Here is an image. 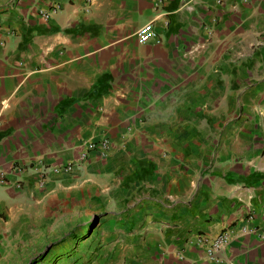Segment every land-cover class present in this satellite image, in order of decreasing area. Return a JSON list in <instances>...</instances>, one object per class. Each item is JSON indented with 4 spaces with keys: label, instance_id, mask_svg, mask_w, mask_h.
Wrapping results in <instances>:
<instances>
[{
    "label": "crops",
    "instance_id": "0c3cea01",
    "mask_svg": "<svg viewBox=\"0 0 264 264\" xmlns=\"http://www.w3.org/2000/svg\"><path fill=\"white\" fill-rule=\"evenodd\" d=\"M150 22L160 42L142 43ZM104 136L108 157L42 184L35 162ZM2 175L0 242L73 202L99 221L100 264H264V0H0ZM227 229L210 259L200 239Z\"/></svg>",
    "mask_w": 264,
    "mask_h": 264
},
{
    "label": "rangeland",
    "instance_id": "374dc122",
    "mask_svg": "<svg viewBox=\"0 0 264 264\" xmlns=\"http://www.w3.org/2000/svg\"><path fill=\"white\" fill-rule=\"evenodd\" d=\"M74 204L41 203L30 216L3 224L0 264H100L99 221Z\"/></svg>",
    "mask_w": 264,
    "mask_h": 264
},
{
    "label": "built area",
    "instance_id": "2783aa9c",
    "mask_svg": "<svg viewBox=\"0 0 264 264\" xmlns=\"http://www.w3.org/2000/svg\"><path fill=\"white\" fill-rule=\"evenodd\" d=\"M220 3L224 0H219ZM61 10L60 5H54L49 12H45L44 16L46 19H50L51 16L57 14ZM138 38L142 43H149L151 41L160 42V36L157 32L154 22L147 23L138 31ZM112 148V143L110 137L104 136L98 140H90L84 145V151L82 153L81 159L77 162H70L62 167H51L47 165L45 162L33 164V168L37 170V173L42 176V184L43 182L50 177L52 173H59L61 171L71 172L81 166L82 162L86 161L90 154L94 151H97L98 155L101 158H106L109 156ZM0 183L2 185L7 184V179L4 175L0 176ZM254 222V216L251 214L247 219V223L242 226L244 232H253L254 227L252 223ZM232 229L224 230L223 233L218 235L213 239H200L202 242H208L210 248L208 250V256L210 259L220 261L217 258V255L230 243L232 239Z\"/></svg>",
    "mask_w": 264,
    "mask_h": 264
},
{
    "label": "trees",
    "instance_id": "16d2710c",
    "mask_svg": "<svg viewBox=\"0 0 264 264\" xmlns=\"http://www.w3.org/2000/svg\"><path fill=\"white\" fill-rule=\"evenodd\" d=\"M93 222H91V224H92Z\"/></svg>",
    "mask_w": 264,
    "mask_h": 264
}]
</instances>
